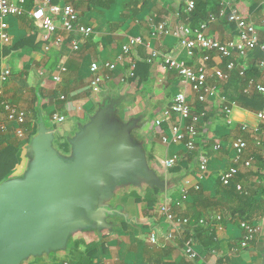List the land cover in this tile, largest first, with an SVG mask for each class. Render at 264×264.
I'll list each match as a JSON object with an SVG mask.
<instances>
[{"label": "crops", "instance_id": "1", "mask_svg": "<svg viewBox=\"0 0 264 264\" xmlns=\"http://www.w3.org/2000/svg\"><path fill=\"white\" fill-rule=\"evenodd\" d=\"M39 1L43 0H27L26 5L30 4L32 8L24 19H6L12 40L7 47L37 36L32 45L12 50L1 58L0 72L9 70L11 76L6 82L0 81V133L7 135L14 144H19L21 149L17 167L8 180L22 177L28 170V151L46 115L51 122L50 127L46 126L54 133V147L58 151L62 144L70 143L99 111L110 109L114 113L111 116L133 127L131 137L142 145L149 169L164 184V188L142 184L118 189L114 195L116 199V194L120 193L116 206L111 205L114 198L108 203L113 211L106 219L108 228L76 234L69 240L66 250L52 253L56 255L50 264H73L79 254L94 250L98 264H264V214L254 213L253 221H247L259 232L255 240L243 249L241 243L245 233L241 228L242 221L228 218L230 205L222 191L223 187L234 185L241 192L238 190L241 186L243 191L248 189L250 193L258 194L256 201L264 204V190L259 186H264V122H260L257 116L262 109L248 110L235 100L240 91L238 85L230 80L239 76L237 70L227 82H219L216 75L226 72L228 62H234L237 69L238 66L249 69L253 64L258 65L263 54L254 51L244 58L234 55L229 60L211 55L209 85L217 87V94L207 103H201L176 72L164 69L162 60L152 57L156 52L175 55L189 65L201 63L202 52L196 51L191 58L180 47L178 39L158 32L160 25L176 30L186 23L181 14L187 0H116L107 11L119 9L122 3L127 13L119 19V14L111 12L105 15L102 22L98 14L103 10L89 8L88 0H65L77 10L80 22L94 29L92 37L79 39V51L71 47L74 37L62 29L58 36L64 38L63 45L58 47L47 43L44 32L31 18V12ZM54 1L58 0H52L53 6L59 4ZM206 1L209 16L216 18L209 24L208 36L221 42L237 39V26L230 23L227 17L217 14L219 3ZM231 1L234 8L256 25L264 43V0ZM257 3L263 5V10L255 20L250 8ZM56 21L59 22V19ZM130 38L141 39L143 43L122 58V48ZM149 45L150 48L147 47ZM0 48L1 51L3 46L0 45ZM94 62L99 63L103 71L106 64L116 65L100 94L89 90L92 78L90 67ZM61 67H66L67 71L62 73ZM260 72L262 75L252 79L264 85V73ZM55 77H61V81H55ZM183 91L193 113L201 117L194 152H189L185 145L168 146L162 141V136H172L174 123L182 122L176 115L165 118L164 113L176 95ZM245 93L258 92L248 85ZM2 98L27 114V122L21 127L23 136L17 134L19 125L6 120ZM228 106H233L230 117L224 112ZM55 115L64 117L65 121H54ZM69 117L74 119L73 124L63 126ZM158 120L163 121L161 126L156 125ZM244 127L246 130H243ZM30 128L38 129L32 139L28 136ZM238 139H244L248 147L241 161L236 163L233 144ZM217 146H220L219 150H215ZM175 155L180 159L175 167L168 169L164 163ZM204 158L208 159L206 172L201 170ZM248 161H251L249 168L245 165ZM233 167L238 168L239 174L230 185L225 186L221 177ZM135 187L139 192H124L126 188ZM155 189H159L160 193L154 194L152 191ZM164 203L172 206L177 217L192 221L190 230L185 235L175 233L176 237L170 243H165L163 239L164 235L172 232V225L161 212ZM202 221L205 224H201ZM154 234L159 241L156 245L150 241ZM189 240L197 253L194 261L184 253V246ZM36 262L48 264L45 261Z\"/></svg>", "mask_w": 264, "mask_h": 264}, {"label": "water", "instance_id": "2", "mask_svg": "<svg viewBox=\"0 0 264 264\" xmlns=\"http://www.w3.org/2000/svg\"><path fill=\"white\" fill-rule=\"evenodd\" d=\"M102 109L70 141L69 156L54 147L42 120L19 178L0 184V264H23L67 249L76 234L107 229L108 203L127 186L164 188L149 169L133 127Z\"/></svg>", "mask_w": 264, "mask_h": 264}, {"label": "built area", "instance_id": "3", "mask_svg": "<svg viewBox=\"0 0 264 264\" xmlns=\"http://www.w3.org/2000/svg\"><path fill=\"white\" fill-rule=\"evenodd\" d=\"M220 5L221 17H227L230 23H233L238 28V38L227 42H221L216 39H212L208 36L207 31L210 23L216 21L215 16H209L208 20L200 23L198 26H192L190 19L191 14L196 9V0H187L184 10L181 16H184L186 21L179 29L171 30L166 25H160L158 32L165 36H173L179 41L180 47L186 50L189 57H193L196 51L202 52V60L198 65H189L186 61L179 59L172 54H160L154 52L153 58H160L163 63L164 69L168 71H174L178 74L183 84L189 87L193 94L201 103H207L209 99L217 94V87L209 85L208 65L213 60V54L220 56L222 59L229 60L234 55L239 57H246L249 53L260 50L263 54V58L259 61L258 67L264 73V43L261 41V37L256 25L252 21H248L239 11L234 8L231 0H215ZM52 0L39 1L36 7L31 12V18L44 32V37L48 44L61 46L65 40L63 37L58 36L60 29L65 31L68 35L74 37L71 47L74 51L80 50L79 39H88L93 36L94 29L86 26L80 22V15L73 5L67 3L65 0H58V5L53 6ZM27 0H0V45L7 47L11 44V37L8 33V24L6 19L9 17H21L25 14V6ZM50 9V12L48 11ZM57 18L59 22H57ZM142 40L138 38H130L128 43L122 48V58L129 55L133 48L142 45ZM150 48V45L147 46ZM50 48V47H49ZM48 48V50H49ZM105 70L99 63L94 62L91 64L92 78L89 83V90L93 94H100L110 79L112 72L115 71L116 65L106 64ZM226 72H218L217 79L219 82H227L231 75L237 70L240 77H245L247 69L245 67H239L234 62H228L226 66ZM61 72L65 73L66 67H61ZM11 76V71L2 70L0 72V81L6 82ZM55 81L60 82L61 77H55ZM250 88H255L264 98V85L257 82L255 79L249 80ZM64 100V98H62ZM2 107L5 111L6 120L8 122L16 123L20 128L17 130L19 136H23L24 132L22 126L27 122V114L14 107L8 101L2 98ZM233 111V106H228L224 109L227 117H230ZM171 115H176L180 118L181 123H174L172 125V136H162L164 144L171 145H185L189 152H194L197 149V138L199 136V127L201 125V117L195 115L189 104L186 92H180L176 95L172 105L165 110V118L170 119ZM258 119L260 122H264V106L258 113ZM54 121L62 123L65 121L64 117L58 115L54 116ZM162 120L156 122L157 126H161ZM246 130V127L243 128ZM247 142L244 139H238L233 148L236 152V163L240 162L242 155L247 150ZM220 146H217L215 150H219ZM180 157L178 155L173 156L171 159L165 161V167L168 169L177 165ZM246 167H251V161L246 162ZM208 169V159L204 158L201 161V170L206 172ZM239 174V170L236 167L229 169L221 177L223 185H230L233 180ZM239 191H243L241 186H238ZM186 199V197H184ZM161 212L172 225V232L163 236L165 243H170L176 237L175 233L185 235L187 231L192 227V221L187 218H179L173 212V208L169 203H164L161 206ZM201 224H205L204 221ZM241 228L245 233L244 240L241 243V247L247 248L248 245L253 242L259 232V229L250 224L247 221L241 222ZM151 243L158 244V237L156 234L152 235L150 239ZM238 252V249H235ZM185 255L192 261L197 258L192 241L189 240L184 246Z\"/></svg>", "mask_w": 264, "mask_h": 264}, {"label": "trees", "instance_id": "4", "mask_svg": "<svg viewBox=\"0 0 264 264\" xmlns=\"http://www.w3.org/2000/svg\"><path fill=\"white\" fill-rule=\"evenodd\" d=\"M58 1H54L57 3ZM116 3V0H88V7L93 9H100L103 11L110 10L112 6ZM208 2L206 0H196V9L191 14L190 22L192 26L195 27V24L198 22H203L208 19L209 9L207 10ZM32 5L28 4L25 6V14L21 16L23 19L26 17L28 12L31 10ZM251 15L253 19L261 14L263 10V5L257 3L250 8ZM220 6L217 8V14L219 15ZM37 38L29 37L18 43L13 47H3L0 51V68H1V58L4 55H8L12 50H16L19 48H25L28 45H32V41ZM1 49V48H0ZM260 51V50H257ZM258 62V61H257ZM260 76L262 73L257 64H253L249 69H247V74L245 77H239L238 75L235 78H231V82L238 85L237 97L235 100L241 103L248 110H261L264 106V98L259 93H245L249 85V79L252 77ZM233 77V76H232ZM42 118V117H41ZM44 120V119H43ZM37 128L35 130L28 131L29 139H32L33 136L37 134ZM58 148V147H57ZM58 151L65 155L69 156L71 153L70 143L62 144L61 147L58 148ZM21 156V149L19 144H14L11 142L10 138L7 135H2L0 133V184L6 182L9 176L14 172L17 167L18 160ZM222 182V181H221ZM223 184V183H222ZM261 190H264L263 185H259ZM223 193L226 197V201L229 203L230 207L228 209V218H231V221L241 220L243 221H253L254 213L264 214V204L261 201H256L255 195L256 193H250L248 189L244 191L238 192L234 185L223 187ZM154 194H159V189H155L152 191ZM204 200V198H203ZM149 203V202H148ZM233 203V204H232ZM233 205V206H232ZM226 220L223 219L225 223ZM80 256L76 259L73 264H98L95 262L96 250L89 252L88 254H79ZM85 255V256H84Z\"/></svg>", "mask_w": 264, "mask_h": 264}, {"label": "rangeland", "instance_id": "5", "mask_svg": "<svg viewBox=\"0 0 264 264\" xmlns=\"http://www.w3.org/2000/svg\"><path fill=\"white\" fill-rule=\"evenodd\" d=\"M111 12H113V14H119V16H118V18L120 19L121 18V16H122V14H126L127 13V10H126V8H124V6H122V3L120 4V6H119V9H117L116 10V8L114 9V10H112ZM110 11H100V14H98V17H99V20L102 22L103 20H104V18H105V15H108L109 13H111ZM74 119L72 118V117H69L68 118V120L65 122V123H63V126H70L71 124H73L72 123V121H73ZM44 122H45V124L48 126V127H50V125H51V122H50V118H49V116H45L44 117ZM70 139H68V141H69ZM60 153V152H59ZM61 154V153H60ZM61 155H63V154H61ZM63 156H65V155H63ZM66 157V156H65ZM124 192L126 193H137V192H139L138 190H137V188L135 187L134 189H131V188H126V189H124ZM116 196H117V198L115 199V201H113L112 202V206H116V204L118 203L117 201H118V199L120 198V193H119V195H118V193L116 194ZM121 210H122V208H120ZM119 209V210H120ZM131 221H132V219H131ZM133 222H135V220H133ZM55 255L56 254H50V255H45V256H42V257H39V258H32V259H30L29 261H27V262H25V263H23V264H33V262H34V264H36L37 262L36 261H45V263L47 262L48 264H50V261H51V259H53L54 257H55Z\"/></svg>", "mask_w": 264, "mask_h": 264}]
</instances>
